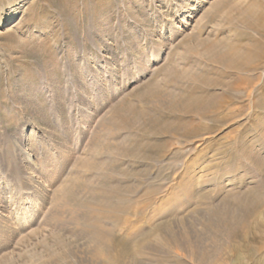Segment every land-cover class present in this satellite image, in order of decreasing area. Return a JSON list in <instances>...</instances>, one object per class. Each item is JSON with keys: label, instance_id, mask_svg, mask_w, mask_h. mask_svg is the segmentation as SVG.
<instances>
[{"label": "rangeland", "instance_id": "rangeland-1", "mask_svg": "<svg viewBox=\"0 0 264 264\" xmlns=\"http://www.w3.org/2000/svg\"><path fill=\"white\" fill-rule=\"evenodd\" d=\"M222 1L0 0V264H43L60 237L70 244L68 264H91L89 249L100 248L99 219L115 233L122 255L130 246L120 239L136 252L160 223L184 227L208 244L210 232L201 220L210 209L225 206L224 197L257 189L264 195V164L258 160L264 162V52L255 68L240 73L247 82L227 93L221 87L194 93L167 73L192 69L233 80L221 78L222 66L204 51H196L200 59L184 54L188 37L195 47L205 38L218 49L253 51L247 45L255 32L228 24L226 8L215 6ZM156 84L180 97L227 94L229 112L196 120L207 127L196 137L152 135L180 116L138 100ZM130 104L161 123L146 126L148 132L134 128L119 117ZM226 113L237 117L225 121ZM128 202L151 207L144 216L121 214L129 226L99 212L107 203ZM152 238L151 250L165 260H154L149 246L148 255L138 253L134 262H187ZM244 264H264V252Z\"/></svg>", "mask_w": 264, "mask_h": 264}, {"label": "bare ground", "instance_id": "bare-ground-1", "mask_svg": "<svg viewBox=\"0 0 264 264\" xmlns=\"http://www.w3.org/2000/svg\"><path fill=\"white\" fill-rule=\"evenodd\" d=\"M222 5L227 10L224 19L226 22H228V24L232 26L234 23H240L247 29L255 32L256 37L252 38L250 40V44L247 45V49H252L253 51L250 52V54L247 53L248 50L246 49L243 50L244 52H241L242 50L237 51V48L233 49L235 46L228 49H218L219 45L216 43H211L205 38L198 39L195 47L193 46L194 41L192 37L185 38V40H183L184 50L186 51L184 54L190 53L191 56L200 59L202 55H200L198 52L196 53V51L201 50L202 53L204 51L203 54H206L212 63L220 64L222 66L221 72H223V74L217 73L221 78L222 75H229L233 77L232 81L229 80L224 82L222 80H214L207 78L206 76L196 74L192 71V69L167 70V73L174 77L176 82L181 81L187 83V85H190L191 92L195 93L197 88L216 89L218 87H221L224 93H227L233 89L235 90V88L239 87L241 83H245L248 80L243 78L240 73H246L248 72V69L251 68L252 70V68H255V62L260 57L261 53L264 52V0L261 2L259 0H254V2L248 5H243L240 1L235 0H224L222 3L215 4L216 8ZM190 43H193L191 44L192 46ZM199 91L201 90L199 89ZM201 93L203 92L201 91ZM200 95L198 96L191 94L190 97L176 96L172 92L162 89L159 84L147 88L138 97L139 101H143V99L146 98L150 100L149 106H151V109H158V112L161 111L164 113H172L171 115H173V113L174 115H180L178 116L176 122L169 124L165 123L164 128L160 129L159 132L154 133L150 131V133L155 136H171L172 138L181 140V136L183 138L196 137L207 132V127L205 126L206 124L194 122L196 120L202 121L204 119H211L214 121L218 119L221 113L228 109V105L224 106L223 103L228 99L224 98L227 94L220 95L218 92H211L204 97H200ZM181 101H183V108L178 110L177 107ZM146 111L136 110L135 105L130 104L126 110L119 112V117H121L122 120L126 121L134 128L138 130L144 129L148 132L149 129H146V126L160 124L161 122L157 119H154ZM236 117L237 114L232 113L231 115H227L226 113V115L221 118L227 121L231 119L235 120L234 118ZM122 124L124 123L122 122ZM258 160L260 163L264 164L262 159L258 158ZM259 194L260 193H258L257 189L251 193L245 192L241 194V196L239 195L238 198H232L234 195H232V197H224L223 202H225V206L223 205L219 207V204H217L213 209H210V215L208 217H204L201 220L202 226L205 228V230L210 232V235L208 236V244H204L202 239H194L192 232L185 229L184 227L178 228L160 223L155 226L153 225L154 227L151 229V231L148 230L149 232L143 236L141 241L138 243V250L136 252L134 251L135 249H132L134 247H132L133 245L129 240L124 238L120 239L119 243L125 246H130L129 249H131V252H129L130 250L128 249L129 251L126 250L125 252L127 253L122 255V252H119L121 250H116L117 247L115 246V233L113 234L111 229H108L101 222V219L95 220V222H93L99 229L98 241L100 248L96 249L93 246L91 247L92 249H89L91 252L90 259H92L91 261L93 264H141L138 263L139 261L134 262L133 257L136 259L138 253L140 255H148L144 253H147V248L152 244H150V239H153L152 237H156L155 242H157V245L160 247H165L169 251L168 254L173 255L172 253H175L176 256H183L187 261L184 262V264H231L233 260L234 261L232 264H244L250 261L254 262L258 256L264 252V195L261 196V194ZM128 203L129 204L127 206L125 204L116 206L115 204L107 203L102 207V209H100L99 212L100 214L105 213V218L108 216L111 217L116 225L121 223L129 226L131 225V221L124 219L121 214H125V218L126 216L130 215L144 216V214L147 212V209L151 207L150 202H142L145 204V206L142 208L138 207L137 205L132 206L130 205V202ZM109 214H114L115 216L112 217ZM154 214L157 215L156 213ZM178 222L180 221L178 220ZM58 240L60 242V246L55 248L52 251V254L50 253L51 255L44 259L43 264H68V258L65 257L66 255H64L65 250H68L70 247V244L65 243L68 239L65 240L64 237H60ZM255 244L260 245V247H258L259 249L257 247L255 248ZM123 245L120 247L125 248ZM150 247L151 250L152 246ZM157 250H151L154 254V260H165V258L157 256L159 255L157 254L159 253ZM53 255H57L59 258H61V260H59L58 263H54L51 258ZM126 257H128L131 262H127Z\"/></svg>", "mask_w": 264, "mask_h": 264}]
</instances>
